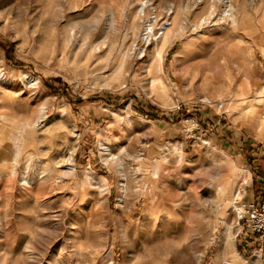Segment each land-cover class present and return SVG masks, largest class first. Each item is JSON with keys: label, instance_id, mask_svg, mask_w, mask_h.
<instances>
[{"label": "rangeland", "instance_id": "1", "mask_svg": "<svg viewBox=\"0 0 264 264\" xmlns=\"http://www.w3.org/2000/svg\"><path fill=\"white\" fill-rule=\"evenodd\" d=\"M140 1L0 0V264L264 263V0Z\"/></svg>", "mask_w": 264, "mask_h": 264}, {"label": "built area", "instance_id": "2", "mask_svg": "<svg viewBox=\"0 0 264 264\" xmlns=\"http://www.w3.org/2000/svg\"><path fill=\"white\" fill-rule=\"evenodd\" d=\"M247 183V181H245ZM240 196L233 201V208L236 214V220L244 224L254 235L256 241L262 249L264 244V199H256L254 196L245 197L246 190L241 188Z\"/></svg>", "mask_w": 264, "mask_h": 264}, {"label": "trees", "instance_id": "3", "mask_svg": "<svg viewBox=\"0 0 264 264\" xmlns=\"http://www.w3.org/2000/svg\"><path fill=\"white\" fill-rule=\"evenodd\" d=\"M0 44L5 49V54L8 59L15 60L14 56L12 55V46L8 41L0 40ZM46 87L54 92L57 93L59 91H64V89L60 86H54L53 84L49 82H45ZM99 98V97H98ZM96 99V98H95ZM184 108H181V110ZM143 113V112H142ZM146 115H149L148 117L151 119L157 118V115L150 116V114L145 113ZM244 145V144H243ZM245 147V145L243 146ZM245 155H246V161L249 165V168L253 172L254 180H253V186H255V193L253 196L256 199H264V154L260 153L258 151V147H253L251 145H248V150L246 148ZM250 239V238H249ZM262 249L264 250V244ZM264 264V263H263Z\"/></svg>", "mask_w": 264, "mask_h": 264}, {"label": "bare ground", "instance_id": "4", "mask_svg": "<svg viewBox=\"0 0 264 264\" xmlns=\"http://www.w3.org/2000/svg\"><path fill=\"white\" fill-rule=\"evenodd\" d=\"M150 4H151V1H150V0H141L140 3L138 4L137 15H139V16L144 15V13H145L147 7H148ZM110 13H111V16L109 17V18H110V22H111V24L114 26V25L118 22V20L115 19V18L113 17V12H112V10H110ZM231 17L233 18V16H231ZM155 18H156V14L154 13L152 19L155 20ZM185 24H186V21H185V20H184V21L182 20V25H185ZM168 26H169V25H168ZM168 26L165 24V22H162V23H161L160 28H161V35L163 36V39H165V37H166L167 34L169 33V29H170V28H168ZM182 27H183V26H182ZM145 28H146V27H145ZM170 31H171V30H170ZM151 33H152V25H151L150 22H149L148 27H147L146 30L144 31V39H145V40H148V39L150 38V36H151ZM161 35H160V36H161ZM166 38H167V37H166ZM162 41H163V40H162ZM165 41H166V40H165ZM259 94H260V96H263V95H264V89H262V90H261V93H259ZM70 156H71V154L69 155V157H70ZM69 157H68V158H69ZM119 166H120V169L122 170V168H121L122 165H119ZM153 173H156V168L154 169ZM35 178H42V175H39V176H37V177H32V178H29V177H27L26 175H24V176H22L23 184H31ZM236 194H237V190L234 192V195H236ZM252 263H253V264H259V263H260V253H259V252H256V253H255V256L253 257Z\"/></svg>", "mask_w": 264, "mask_h": 264}]
</instances>
